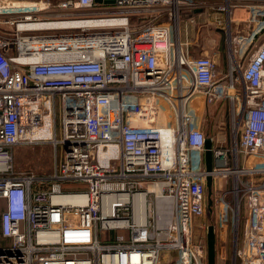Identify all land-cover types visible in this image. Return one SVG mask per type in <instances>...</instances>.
<instances>
[{"label": "built area", "instance_id": "obj_1", "mask_svg": "<svg viewBox=\"0 0 264 264\" xmlns=\"http://www.w3.org/2000/svg\"><path fill=\"white\" fill-rule=\"evenodd\" d=\"M209 176L245 208L234 263L264 264V0H0V264H208Z\"/></svg>", "mask_w": 264, "mask_h": 264}, {"label": "rangeland", "instance_id": "obj_2", "mask_svg": "<svg viewBox=\"0 0 264 264\" xmlns=\"http://www.w3.org/2000/svg\"><path fill=\"white\" fill-rule=\"evenodd\" d=\"M191 29L195 35H199L201 45H203L205 49L211 46V48L218 51L221 57L225 60L224 38L219 31L214 30V28L210 29L204 25L198 26V24L196 25L195 30L193 29V26H191ZM227 119L226 110L225 122H227ZM222 120L224 119H222L220 115L218 117L217 114H214L210 119L209 124H207L205 131H217L219 123H221ZM225 129L227 132L225 131L224 133L227 135L229 133L228 127H225ZM51 155L52 147L50 145L38 148L33 153L28 151V149H20L17 156L15 155L14 158L15 168L17 171L21 170L24 172H49L52 169L54 162L52 159L53 156ZM220 182L221 184L223 182V188L219 190L211 188V194L209 190L207 192V211L203 217L195 219L194 235L195 239H203L207 244V229L208 227L215 225L217 264H237L234 263V248L235 243L236 246L240 244L246 226L245 208L242 206L241 212L236 213L238 195L233 188V179H230L229 177L228 185H224L223 179H220ZM222 194H227L224 199L221 198ZM212 199H216V202H212Z\"/></svg>", "mask_w": 264, "mask_h": 264}, {"label": "water", "instance_id": "obj_3", "mask_svg": "<svg viewBox=\"0 0 264 264\" xmlns=\"http://www.w3.org/2000/svg\"><path fill=\"white\" fill-rule=\"evenodd\" d=\"M197 13H200V11H197ZM218 108H219V105H218V103H216L213 114H215V112L217 111ZM211 147H212V141H211V139H208L206 142V153H205L206 170L208 173H210L213 169V156H212ZM212 184H213V178H212V176L211 177L209 176L207 179V189L209 190L210 194L212 192V189H211ZM206 240H207L208 264H217V256H216L217 239H216V227H215V225L208 227ZM235 241H237V240H235ZM235 246H236V243H235Z\"/></svg>", "mask_w": 264, "mask_h": 264}, {"label": "crops", "instance_id": "obj_4", "mask_svg": "<svg viewBox=\"0 0 264 264\" xmlns=\"http://www.w3.org/2000/svg\"><path fill=\"white\" fill-rule=\"evenodd\" d=\"M222 68L225 69V64L224 63H223V67ZM198 106H199V108L198 109L195 108L193 110V112H192V115H193L192 123H193L194 126L205 130L206 127H207V124H206L205 119H204V112H203L204 107L202 105H198Z\"/></svg>", "mask_w": 264, "mask_h": 264}, {"label": "trees", "instance_id": "obj_5", "mask_svg": "<svg viewBox=\"0 0 264 264\" xmlns=\"http://www.w3.org/2000/svg\"><path fill=\"white\" fill-rule=\"evenodd\" d=\"M195 222V221H194Z\"/></svg>", "mask_w": 264, "mask_h": 264}]
</instances>
